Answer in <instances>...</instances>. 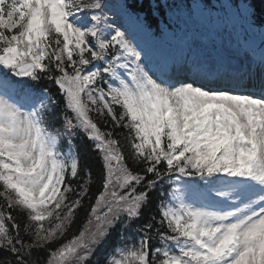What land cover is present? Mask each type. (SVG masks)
Wrapping results in <instances>:
<instances>
[{
  "label": "snow or ice",
  "instance_id": "obj_1",
  "mask_svg": "<svg viewBox=\"0 0 264 264\" xmlns=\"http://www.w3.org/2000/svg\"><path fill=\"white\" fill-rule=\"evenodd\" d=\"M146 5L0 0V264H264V21L249 0L222 6L261 32L248 71L221 75L153 62L136 33L160 36L164 5Z\"/></svg>",
  "mask_w": 264,
  "mask_h": 264
},
{
  "label": "rangeland",
  "instance_id": "obj_2",
  "mask_svg": "<svg viewBox=\"0 0 264 264\" xmlns=\"http://www.w3.org/2000/svg\"><path fill=\"white\" fill-rule=\"evenodd\" d=\"M166 1L176 6L173 31L158 45L154 38L136 33L137 43L153 62L167 60L178 65L210 62L222 75L248 71L249 61L244 53L249 45L258 48L261 29L256 27L246 36V25L242 27L241 22L231 21L227 11L224 17L221 11L225 8L222 6L231 4L230 0H217L218 8L213 10L214 13L207 9L202 15L195 12L188 15L180 0ZM252 69L254 72L255 65ZM184 75L192 79L191 74L185 72Z\"/></svg>",
  "mask_w": 264,
  "mask_h": 264
},
{
  "label": "trees",
  "instance_id": "obj_3",
  "mask_svg": "<svg viewBox=\"0 0 264 264\" xmlns=\"http://www.w3.org/2000/svg\"><path fill=\"white\" fill-rule=\"evenodd\" d=\"M217 0H180L181 5L187 9L188 6L194 5L196 3H200L202 6L207 5V9H216L217 6L215 5ZM231 4L234 2L243 3L244 0H230ZM249 2H252L254 4L255 10H256V17L255 22L257 25H259L262 21H264V0H249ZM127 3L133 4L137 11L140 12V15L143 17L146 14H148V9L146 5V0H127ZM160 3L164 5V14L161 15L158 12H152L150 14V18L148 20V23L151 24V31L155 33L157 31V28L161 30V35L154 38L155 40L159 41L162 40L164 37H167L168 32H171L174 29V16L177 15L176 10L170 9L167 7L169 4V1L166 0H160ZM144 5L143 10H141V6ZM154 6V3H153ZM166 25H170V27H167ZM100 123L101 128H106L107 126L102 122L98 121ZM122 130L117 129L116 132L119 133ZM118 139L121 140L122 145H124V151L127 152V142L123 139L122 136H117ZM88 143L86 140L83 139H77L76 144L79 146L80 154H81V165L88 164L93 172V176L97 177L99 176V162L97 157L94 153L91 152V150L88 147ZM100 190L99 183L93 184L90 189V195L92 196V201H85V208L84 209H78L77 210V219L68 233V235L65 237V239H71V237L74 234H78L85 219L87 216V209L90 207L91 203L94 202L95 196L97 195L98 191ZM157 200L156 195H152L151 197V203L149 206L144 210L145 216L156 212L155 203ZM2 198H0V204H3ZM15 215V213H14ZM17 222L23 226L24 218L22 216H17ZM115 242V241H114ZM111 245L109 246V248ZM104 253H100L98 258L102 261L103 260ZM34 258L40 259V264H43V260L46 258V253L44 252H37L34 254Z\"/></svg>",
  "mask_w": 264,
  "mask_h": 264
},
{
  "label": "bare ground",
  "instance_id": "obj_4",
  "mask_svg": "<svg viewBox=\"0 0 264 264\" xmlns=\"http://www.w3.org/2000/svg\"><path fill=\"white\" fill-rule=\"evenodd\" d=\"M200 65H202V66H204L205 68H207V67H209V66H211V63L209 62H203V63H201ZM187 66L188 67H191V65H188L187 64ZM186 73H189V72H186ZM189 74H191V73H189ZM192 75V74H191ZM221 75H222V73H221ZM230 75H233V74H230Z\"/></svg>",
  "mask_w": 264,
  "mask_h": 264
}]
</instances>
